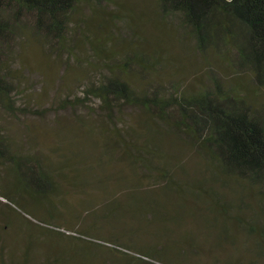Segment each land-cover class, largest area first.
Here are the masks:
<instances>
[{"label": "trees", "instance_id": "1", "mask_svg": "<svg viewBox=\"0 0 264 264\" xmlns=\"http://www.w3.org/2000/svg\"><path fill=\"white\" fill-rule=\"evenodd\" d=\"M92 1L0 0L1 109L11 115L33 112L15 104L17 74L11 64L29 39L65 50L71 15L82 2ZM95 1L94 13L105 16L107 23L123 18V47L106 46L113 38L107 27L101 40L88 42L100 70L74 100L96 98L99 103L96 121L101 124L86 126V132L101 138L97 143L102 154L88 160V172L94 171L91 161L94 168L101 167L120 143L147 176L164 181L186 201L188 195L195 198V204L178 202L177 209L187 207L200 227V221L213 227L223 218L232 219L237 232L264 241V0H123V16L106 6H115L117 0ZM105 26L103 21L100 27ZM189 74L193 76L187 80ZM125 107L138 109L132 120L136 125L119 129L116 122L123 118L116 113ZM105 122L110 125H102ZM5 129L0 126V139H6L1 133ZM5 153L0 148V159ZM128 191L132 194L133 189ZM226 191L235 195L225 200ZM212 212L216 216L211 221L198 219ZM76 233L65 235L109 243ZM204 233L199 230L193 236ZM229 233L223 228L212 235ZM110 243L111 252L164 264V258L150 251L133 255L123 245ZM254 245L261 253L264 243ZM24 258L22 264L29 260Z\"/></svg>", "mask_w": 264, "mask_h": 264}, {"label": "rangeland", "instance_id": "2", "mask_svg": "<svg viewBox=\"0 0 264 264\" xmlns=\"http://www.w3.org/2000/svg\"><path fill=\"white\" fill-rule=\"evenodd\" d=\"M122 2L106 6L123 16ZM96 7L95 0L82 2L71 15L65 50L49 49L27 37L31 42L22 45L11 64L17 74L15 104L33 112L11 115L0 108V126L7 129L1 132L6 139H0V148L7 151L0 159V264H22L24 256L26 264H147L111 252L110 241L133 255L150 251L164 258V264H264V248L260 253L254 245L264 243L262 239L237 232L232 219L223 218L213 227L200 221V227L187 207L177 209L178 202L195 204V198L188 195L186 201L164 181L147 176L120 143L101 167L94 168L91 161L94 171L88 172V160L102 154L97 143L101 138L86 132V126L101 124L96 121L98 99L74 101L100 70L88 42L102 38L107 27L113 38L106 46L123 47V18L107 23L105 16L94 13ZM103 21L106 26L100 27ZM64 100L67 105H59ZM37 110L40 114L34 115ZM137 110L125 107L116 113L123 118L117 128L136 125L132 120ZM128 188L132 194L126 193ZM224 195L228 200L235 194ZM202 216L198 219L211 221L216 215ZM223 228L230 232L227 236L212 235ZM204 229V234L193 236ZM77 230L110 244L65 235H77Z\"/></svg>", "mask_w": 264, "mask_h": 264}]
</instances>
